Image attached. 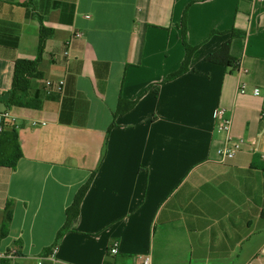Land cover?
I'll use <instances>...</instances> for the list:
<instances>
[{
  "label": "crops",
  "instance_id": "0c3cea01",
  "mask_svg": "<svg viewBox=\"0 0 264 264\" xmlns=\"http://www.w3.org/2000/svg\"><path fill=\"white\" fill-rule=\"evenodd\" d=\"M183 22L195 50L168 80L186 61ZM41 27L42 76L30 83L41 106L7 107L15 61L38 59ZM226 42L236 72L208 61ZM48 80L63 94L48 95ZM220 107L244 140L225 163ZM5 110L22 151L15 169L0 167L8 264H264V1L0 0Z\"/></svg>",
  "mask_w": 264,
  "mask_h": 264
},
{
  "label": "trees",
  "instance_id": "16d2710c",
  "mask_svg": "<svg viewBox=\"0 0 264 264\" xmlns=\"http://www.w3.org/2000/svg\"><path fill=\"white\" fill-rule=\"evenodd\" d=\"M182 36L183 44L187 51L186 61L182 65L181 69L176 73L170 75L168 80H173L178 76L182 75L186 71V67L189 58L194 48L189 47L185 43L184 36V22L182 26ZM49 36V31L40 28V41H39V52L38 59L34 61L28 60H16L14 65L13 73V83L11 90L9 92V98L6 101L7 107H18L27 109H39L41 106V93H30L31 90V80L40 79L42 74L39 72V62L40 57L44 48L45 40ZM16 42V40H15ZM17 43L14 44V46ZM208 61L214 64L224 66L229 69L230 72H236L239 70V64L236 59L230 55V42H226L221 46L219 50L209 56ZM121 112V111H120ZM118 111L116 112V114ZM22 158V151L19 145L18 136L16 134L15 128L10 131H5V129L0 132V167H6L10 169H15L19 160ZM84 184L80 190L77 192L73 203L67 210V225L74 220L79 213V208L81 201L86 194L89 185ZM12 219V210L7 208L4 213L3 224L1 228V236L5 237L9 228V223ZM0 264H8L7 260H1Z\"/></svg>",
  "mask_w": 264,
  "mask_h": 264
},
{
  "label": "built area",
  "instance_id": "2783aa9c",
  "mask_svg": "<svg viewBox=\"0 0 264 264\" xmlns=\"http://www.w3.org/2000/svg\"><path fill=\"white\" fill-rule=\"evenodd\" d=\"M264 1V0H260ZM87 18H89L87 16ZM81 33H75L73 35V38H81ZM71 41L68 43V46L70 45ZM68 51L65 53L66 56H68ZM64 81L59 80L56 82L53 81H46L45 87L47 90L48 95L52 94H63L64 91ZM238 92L241 95L246 94L247 92V85L246 83H242L239 88ZM260 90L258 88H254L253 95L257 96L259 95ZM16 118L10 114L9 111L5 110L3 112H0V132H2L7 123H15ZM33 125H37L36 122H33ZM44 125V123L42 124ZM215 132L217 134H220L223 136L222 138V144L216 151L217 155V161L220 163H225L229 160H232L235 155L240 151L242 146L244 145V140L235 138L232 134V119L228 115V112L224 108H218L215 112ZM56 250L54 249L52 251V254L50 256V259L52 260L54 258ZM111 255H115L118 253V243H114L112 247L109 250ZM15 253L13 251L11 252H0V261L1 260H8L13 259ZM140 264H152L151 258L148 256L140 257Z\"/></svg>",
  "mask_w": 264,
  "mask_h": 264
}]
</instances>
